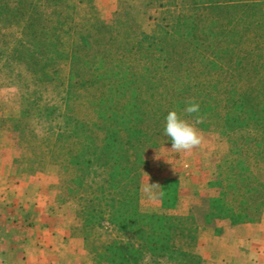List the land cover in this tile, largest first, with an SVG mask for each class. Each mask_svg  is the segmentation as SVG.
Wrapping results in <instances>:
<instances>
[{"label":"trees","instance_id":"16d2710c","mask_svg":"<svg viewBox=\"0 0 264 264\" xmlns=\"http://www.w3.org/2000/svg\"><path fill=\"white\" fill-rule=\"evenodd\" d=\"M178 3L173 23L145 34L118 11L103 25L93 0H0V88L20 96L18 117L0 119L14 137L11 173L58 168L51 196L78 205L91 264H202L200 233L264 214V0H166ZM189 99L215 139L217 195L184 215L144 213L145 155L171 146L169 111L193 122ZM160 187V207L174 210L178 181ZM104 225L123 238L100 239Z\"/></svg>","mask_w":264,"mask_h":264},{"label":"rangeland","instance_id":"374dc122","mask_svg":"<svg viewBox=\"0 0 264 264\" xmlns=\"http://www.w3.org/2000/svg\"><path fill=\"white\" fill-rule=\"evenodd\" d=\"M93 1L103 25L111 26L114 22V13L118 11L129 24L145 34L151 33L157 25L173 23L175 9H185L179 3L177 7L166 4V0H161L163 6H159L160 0ZM231 12L229 11L228 17ZM19 109L18 91L15 88H0V119L18 117ZM200 134L203 136V143L191 152L175 153L170 150L171 146H166L159 151H149L145 155L139 191L142 212L184 215L191 206L217 195L210 187L216 171L213 154L215 139L208 133ZM13 139V136L0 132V183L6 182L9 186L7 189L13 192V195H9L14 201L19 200L18 193L14 190L15 184H20L21 195L23 193V200L28 201L29 207L28 217L23 224L17 223L20 211L12 212L14 235L11 242L16 249L15 255L19 254L17 246L22 239L23 229L27 227L33 229L32 238L40 240L43 244L40 246L41 254L37 250L33 254V263L73 264L77 257H81L84 264H91L90 258L87 255L85 257L87 248L79 236L81 220L77 214L78 205L76 203L60 205L55 203L51 196L52 187L60 182L58 168L47 165L34 174L13 175L11 173L15 157ZM165 178L178 181L179 199L176 208L171 211L163 210L157 198L153 199L149 193L143 191L148 184L161 186ZM159 189H154L153 192L157 193ZM221 225L224 227L222 236L203 232L194 245L193 252L201 258L202 264H264V214L257 223L245 224L236 229ZM1 226L3 225H0V228ZM104 227L98 230L100 239L123 238L112 227L107 225ZM37 229L40 232H37ZM36 253L40 257V262L35 260ZM17 259L11 258L12 263L20 264ZM141 264L172 263L147 255Z\"/></svg>","mask_w":264,"mask_h":264},{"label":"crops","instance_id":"0c3cea01","mask_svg":"<svg viewBox=\"0 0 264 264\" xmlns=\"http://www.w3.org/2000/svg\"><path fill=\"white\" fill-rule=\"evenodd\" d=\"M6 182L0 183V264H13L11 258L17 257V261L20 264H35L33 254H35V251L37 250L38 253L41 254L40 246H43L42 243H40V240L32 238L31 232H33V229L30 230V228H25L22 231V239L20 243L18 244V255H15L16 249L14 248V245L12 244V236L14 235L13 227V220H14V214L13 211L21 213V215L17 216L19 221L17 223H22L25 220V218L28 217V201L24 202L23 200V193L21 195V185L15 184L14 190H16L17 197H19V200L14 201L13 197L9 194L13 195L12 190L7 189ZM22 198L20 199V197ZM21 207V209H19ZM10 219V220H9ZM9 221V225H8ZM22 221V222H21ZM3 222H7V224H1ZM29 222V221H28ZM37 232H40L37 229ZM25 234V235H24ZM33 235V234H32ZM39 236V235H38ZM36 247V248H35ZM43 252V251H42ZM37 254V253H36ZM36 262H40V257L37 254V259H35Z\"/></svg>","mask_w":264,"mask_h":264},{"label":"clouds","instance_id":"9594fccd","mask_svg":"<svg viewBox=\"0 0 264 264\" xmlns=\"http://www.w3.org/2000/svg\"><path fill=\"white\" fill-rule=\"evenodd\" d=\"M186 105L184 112L194 117L193 122L181 118L175 110L169 111L165 118L164 135L171 139L170 150L175 153L191 152L203 143V136L195 126L203 123V117L199 115L200 106L192 99L187 100ZM158 188H161L158 184H148L143 191L155 199L164 195L163 192H153Z\"/></svg>","mask_w":264,"mask_h":264}]
</instances>
